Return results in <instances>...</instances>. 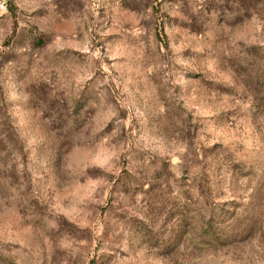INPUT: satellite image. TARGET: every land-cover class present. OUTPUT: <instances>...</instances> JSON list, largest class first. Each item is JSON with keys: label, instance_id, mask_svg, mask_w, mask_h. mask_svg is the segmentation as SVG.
<instances>
[{"label": "rangeland", "instance_id": "obj_1", "mask_svg": "<svg viewBox=\"0 0 264 264\" xmlns=\"http://www.w3.org/2000/svg\"><path fill=\"white\" fill-rule=\"evenodd\" d=\"M0 264H264V0H0Z\"/></svg>", "mask_w": 264, "mask_h": 264}]
</instances>
